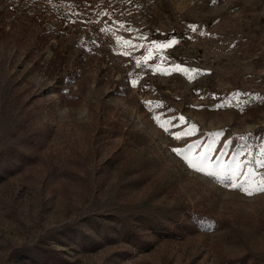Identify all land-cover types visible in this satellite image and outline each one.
I'll list each match as a JSON object with an SVG mask.
<instances>
[{
  "label": "rangeland",
  "instance_id": "obj_1",
  "mask_svg": "<svg viewBox=\"0 0 264 264\" xmlns=\"http://www.w3.org/2000/svg\"><path fill=\"white\" fill-rule=\"evenodd\" d=\"M262 165L264 0H0V264H254ZM87 213L143 243L47 237Z\"/></svg>",
  "mask_w": 264,
  "mask_h": 264
},
{
  "label": "trees",
  "instance_id": "obj_2",
  "mask_svg": "<svg viewBox=\"0 0 264 264\" xmlns=\"http://www.w3.org/2000/svg\"><path fill=\"white\" fill-rule=\"evenodd\" d=\"M196 217L208 224L216 222L212 214L196 212ZM82 222H88L91 231L84 230L78 222L66 224L57 229H51L47 237L54 243L65 245L66 242L61 237L74 235V243L78 252H95L117 241V237L128 245L139 247L143 243V236L140 232L135 217L132 214L114 213H87ZM118 235V236H116ZM129 252L126 248H115L104 256L106 263H115L117 259H123ZM245 262L252 260L251 256ZM254 264H264L263 258H255Z\"/></svg>",
  "mask_w": 264,
  "mask_h": 264
},
{
  "label": "snow or ice",
  "instance_id": "obj_3",
  "mask_svg": "<svg viewBox=\"0 0 264 264\" xmlns=\"http://www.w3.org/2000/svg\"><path fill=\"white\" fill-rule=\"evenodd\" d=\"M190 28H191L193 31H195V27H194V26H190ZM176 39H177V38H175V37L172 38L173 43L176 41ZM167 47H170V45H169V44H164V45L161 46V49H163V48H167ZM130 83H132L133 86H134V83H135V82H130ZM156 119L159 120V117H157ZM181 119H182V118H181ZM165 123H167V124H171L172 122H171L170 120H168V121H165ZM161 127H163V125H161ZM183 135H187V134H186V133H184V134H177L176 139H178V140L181 139ZM194 147H198V145H196V144H189V145H187V148H186V149H184V150H181V149H173V152H175L178 156H184V159L187 160L188 158H187V156L185 155V152L190 151V150H191L192 148H194ZM209 149L211 150V145H209ZM198 159H199V161L202 162V163L205 162V161L207 160V153L203 154V155L200 156ZM218 159H219V158H218ZM189 165H190L191 167H193V168H197V163L194 162V161H189ZM262 166H264V165H262ZM197 170H198V171H203L204 169H203V167H200V168H197ZM231 174H232V171L229 170L228 175H231ZM208 175L212 176V175H216V173H214V172H209ZM233 187L235 188V187H239V186L233 184ZM257 191H258V192H264V181L261 182V185H258V186H257ZM246 194L249 195V196H251V195H253L254 193L251 192V191H249V192H247Z\"/></svg>",
  "mask_w": 264,
  "mask_h": 264
}]
</instances>
